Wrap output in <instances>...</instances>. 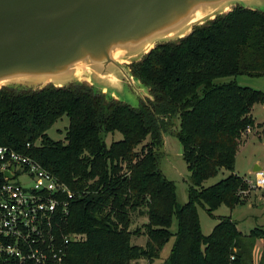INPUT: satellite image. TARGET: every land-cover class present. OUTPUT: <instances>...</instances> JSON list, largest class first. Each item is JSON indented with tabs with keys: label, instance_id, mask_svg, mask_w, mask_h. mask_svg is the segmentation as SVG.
I'll return each instance as SVG.
<instances>
[{
	"label": "trees",
	"instance_id": "obj_1",
	"mask_svg": "<svg viewBox=\"0 0 264 264\" xmlns=\"http://www.w3.org/2000/svg\"><path fill=\"white\" fill-rule=\"evenodd\" d=\"M130 68L151 95L136 107L84 83L0 88V145L34 158L74 194L58 222L60 232L82 238L68 244L65 264L139 258L151 264L172 237L163 264H256L253 251L264 229L243 233L223 216L206 235L197 207L212 215L220 205L233 209L245 202L248 185L233 172L235 158L264 92L214 80L264 76V12L236 6L177 41L157 44ZM63 115L69 120L64 138L54 140L46 131ZM114 132L121 138L107 144L104 136ZM167 132L179 141L189 171L182 205L159 168L157 149ZM222 168L230 171L226 177L202 185ZM134 212L147 216L144 246L130 242L141 233L130 230ZM257 264H264V246Z\"/></svg>",
	"mask_w": 264,
	"mask_h": 264
},
{
	"label": "water",
	"instance_id": "obj_2",
	"mask_svg": "<svg viewBox=\"0 0 264 264\" xmlns=\"http://www.w3.org/2000/svg\"><path fill=\"white\" fill-rule=\"evenodd\" d=\"M259 1L0 0V88L68 86L89 75L96 79L91 85L96 91L109 87L107 99H113V90L124 102L125 86L151 98L123 62L138 61L157 44L187 36L232 5L259 10L252 7ZM261 170L256 164L254 172Z\"/></svg>",
	"mask_w": 264,
	"mask_h": 264
},
{
	"label": "built area",
	"instance_id": "obj_3",
	"mask_svg": "<svg viewBox=\"0 0 264 264\" xmlns=\"http://www.w3.org/2000/svg\"><path fill=\"white\" fill-rule=\"evenodd\" d=\"M0 174V264H65L68 244L82 238L60 232L71 189L34 158L4 145ZM245 182L264 189V171Z\"/></svg>",
	"mask_w": 264,
	"mask_h": 264
},
{
	"label": "rangeland",
	"instance_id": "obj_4",
	"mask_svg": "<svg viewBox=\"0 0 264 264\" xmlns=\"http://www.w3.org/2000/svg\"><path fill=\"white\" fill-rule=\"evenodd\" d=\"M253 8L264 11V0L254 2ZM234 5L230 6L231 9ZM239 6V5H237ZM223 13V11H222ZM222 15V14H221ZM230 81H236L239 85L258 89L264 92V76L251 77L248 75L228 76L221 77L214 80L215 83H225ZM140 87L143 88L141 85ZM147 90V89H146ZM121 99L124 102L129 103L133 107L139 105L141 100H144L141 95L132 90L131 87L125 86ZM146 99V98H145ZM253 116L260 121H256L254 126H251L247 131H244L240 137L235 164L234 173L241 176L243 180L250 179L254 181L255 172L251 170L254 164L258 162L264 171V108L262 104H255L251 110ZM69 120L66 115H63L57 119L53 125L46 131L47 135L54 140H61L64 138L66 127L68 126ZM176 129L177 126L172 127ZM107 144H110L113 140L121 138L119 132L108 133L104 136ZM147 138L144 143L149 142ZM139 149V147H138ZM159 154V168L164 176L173 181L176 186V195L178 205H182L187 201V189L189 186V171L187 170L186 163L182 158V150L179 141L174 134L169 132L163 136V144L157 149ZM230 171L222 168L218 173L205 180L202 185H212L222 178L226 177ZM264 189L257 187L247 186V190L242 193V197L245 202L236 205L233 209L225 205H220L212 215H209L204 208L201 206L197 207L201 230L203 234H209L213 226L223 216H230L237 227L243 233H248L251 229L260 227L264 229ZM143 211L145 209L143 208ZM147 222V216L145 212L138 213L134 212L131 214V226L130 230H140V234L132 235L131 244L144 246L146 242V235L143 224ZM176 229V222L173 221L171 230ZM173 242V237L163 247L159 258L155 259L151 264H163L165 258L169 253V249ZM264 241L257 239L255 248L253 251V260L257 264L259 263L260 253ZM131 264H149L144 258H139L131 261Z\"/></svg>",
	"mask_w": 264,
	"mask_h": 264
},
{
	"label": "crops",
	"instance_id": "obj_5",
	"mask_svg": "<svg viewBox=\"0 0 264 264\" xmlns=\"http://www.w3.org/2000/svg\"><path fill=\"white\" fill-rule=\"evenodd\" d=\"M234 7H232L231 9H233ZM228 10H230V9H228ZM218 16V15H217ZM209 20H212V19H208L207 21H209ZM207 21H205L203 24H205ZM202 25V24H201ZM195 26H197V25H195ZM194 26V27H195ZM193 27V28H194ZM181 38H183V37H179V38H177L175 41H177V40H179V39H181ZM147 53L146 52H144L142 55H141V57H140V59L138 60V61H140L142 58H143V56L144 55H146ZM135 62H137V61H135ZM131 63H134V62H131ZM129 61H126V62H123V64L124 65H126V66H128V67H130V64H131ZM80 80H81V82L82 83H84V84H87V85H89V86H91V85H93L95 82H96V79H95V81L91 78V76H89V75H84V76H82L81 78H80ZM47 85H53V84H47ZM46 85V86H47ZM53 86H55V87H65L66 85H53ZM101 92H102V94L103 95H105V94H109V87L107 86V85H103L102 87H101ZM110 95L113 97V99L114 100H119V98H120V95H118V93H116L115 91H113V90H111L110 91ZM262 107L264 108V104H262ZM252 116H253V114H252ZM254 117V116H253ZM254 119H256L255 117H254ZM256 121H258L257 119H256ZM259 123H261L260 121H258ZM262 124V123H261ZM256 164L257 165H259L258 164V162L257 163H255L254 164V167H253V169L251 170L252 172H254V169H255V166H256ZM264 194V193H263ZM172 245V244H171ZM171 248V247H170ZM169 251H170V249H169ZM169 254V253H168Z\"/></svg>",
	"mask_w": 264,
	"mask_h": 264
}]
</instances>
